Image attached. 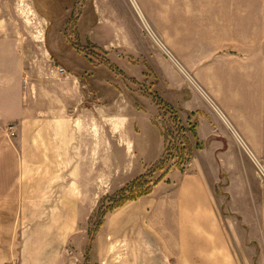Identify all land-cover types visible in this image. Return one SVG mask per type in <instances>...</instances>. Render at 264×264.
I'll list each match as a JSON object with an SVG mask.
<instances>
[{
	"label": "rangeland",
	"instance_id": "obj_1",
	"mask_svg": "<svg viewBox=\"0 0 264 264\" xmlns=\"http://www.w3.org/2000/svg\"><path fill=\"white\" fill-rule=\"evenodd\" d=\"M132 2L23 6L28 17L43 20L33 28L45 34L49 50L32 65L74 73L82 113L96 114L90 212L63 264H95L94 237L108 213L163 178L194 170L214 181L213 200L236 257L264 264V42L209 39L236 36H207L214 27L190 25L184 13L199 12L197 1L134 0L138 8ZM20 8L16 2L7 13L19 17ZM140 133L135 153L126 143Z\"/></svg>",
	"mask_w": 264,
	"mask_h": 264
},
{
	"label": "crops",
	"instance_id": "obj_2",
	"mask_svg": "<svg viewBox=\"0 0 264 264\" xmlns=\"http://www.w3.org/2000/svg\"><path fill=\"white\" fill-rule=\"evenodd\" d=\"M193 1L200 7L184 13L190 25L214 27L207 36H236L209 39L264 42V0H183ZM16 2L19 17L7 13ZM28 5L0 0V264H63L90 212L96 114L82 113L74 73L32 65L49 50L45 34L33 28L44 22L27 16ZM140 134L126 143L135 153ZM101 145L107 151V139ZM213 184L198 170L170 175L108 213L94 237L95 264H242L219 218Z\"/></svg>",
	"mask_w": 264,
	"mask_h": 264
},
{
	"label": "built area",
	"instance_id": "obj_3",
	"mask_svg": "<svg viewBox=\"0 0 264 264\" xmlns=\"http://www.w3.org/2000/svg\"><path fill=\"white\" fill-rule=\"evenodd\" d=\"M8 134L10 137H14L16 135V127L14 124L8 126Z\"/></svg>",
	"mask_w": 264,
	"mask_h": 264
},
{
	"label": "bare ground",
	"instance_id": "obj_4",
	"mask_svg": "<svg viewBox=\"0 0 264 264\" xmlns=\"http://www.w3.org/2000/svg\"><path fill=\"white\" fill-rule=\"evenodd\" d=\"M132 3H134V4H135V6H137V5H136V3L134 2V0H133V2H132ZM134 4H133V5H134ZM137 8H138V6H137ZM236 136H237V135H236ZM262 171H263V170H262ZM263 173H264V172H263Z\"/></svg>",
	"mask_w": 264,
	"mask_h": 264
},
{
	"label": "trees",
	"instance_id": "obj_5",
	"mask_svg": "<svg viewBox=\"0 0 264 264\" xmlns=\"http://www.w3.org/2000/svg\"><path fill=\"white\" fill-rule=\"evenodd\" d=\"M146 193H147V191H146ZM149 193V192H148ZM131 199V198H130ZM134 199V198H133Z\"/></svg>",
	"mask_w": 264,
	"mask_h": 264
}]
</instances>
